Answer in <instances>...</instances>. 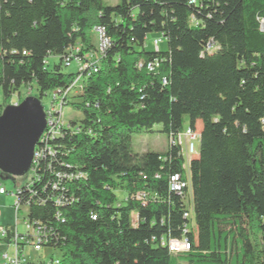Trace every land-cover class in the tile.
Segmentation results:
<instances>
[{
  "label": "trees",
  "instance_id": "1",
  "mask_svg": "<svg viewBox=\"0 0 264 264\" xmlns=\"http://www.w3.org/2000/svg\"><path fill=\"white\" fill-rule=\"evenodd\" d=\"M96 26L110 40L97 71H66L65 50L79 45L85 61ZM149 33L166 50H147ZM77 73L82 90L67 105L78 116L20 192L57 264H264V0H0L1 110L23 87L41 100ZM185 119L199 132L194 227L189 250L172 254L151 237L183 235L184 205L167 183L184 176L170 138ZM154 125L164 151L134 152L132 134Z\"/></svg>",
  "mask_w": 264,
  "mask_h": 264
},
{
  "label": "built area",
  "instance_id": "2",
  "mask_svg": "<svg viewBox=\"0 0 264 264\" xmlns=\"http://www.w3.org/2000/svg\"><path fill=\"white\" fill-rule=\"evenodd\" d=\"M93 31L96 36L95 50L93 52L86 51L84 52V60L77 56V53L80 50L79 45L68 47L63 55V63L66 67L76 66L80 71L91 69L93 72H96L98 67L99 60L110 45V40L105 36L103 27L96 26L93 28ZM161 43V38H154L152 41L153 49L158 50L159 44ZM215 49V45L212 41L207 42L204 51L211 52ZM140 67L141 64L139 63ZM147 69L152 70L151 63L147 64ZM82 74L77 73L74 78L71 79L68 85L65 88L57 89L51 91L49 107L47 109L43 108L45 113V128L40 135L38 143L34 147L32 162L28 173H30L29 181L24 185L27 190L30 183L37 177V167L39 166L40 159L45 157V155H51L52 147L50 141L54 138L61 135V130L63 127L69 126V119L71 117H66L63 113V109L67 108L72 112H75L71 106L67 105L68 97L76 93L81 92L82 90ZM24 95L35 96L33 94V89L31 87L24 89ZM17 96V104L22 98L20 94H14ZM42 100V99H41ZM40 100V101H41ZM0 109V113H1ZM77 113V112H76ZM185 143V150H182V143ZM199 142V132L198 130H193L189 126L181 133H179L175 139L170 138V142L176 143L181 148V154L183 157L182 169L184 171V176L179 173L171 174L168 177V189L175 193L184 205L183 218L186 220V223L183 226V235L180 238L170 237L166 235H161L159 237H151V242L155 245L165 247L168 252L172 254L184 253L187 252L190 248L189 241L186 237V234L191 228L194 227L193 221V210H192V196L188 179V163L189 161L198 155V150L196 148V142ZM187 166V170L185 169ZM57 177H68L66 174H57ZM76 177H83V174L78 173ZM53 187L56 188V184H53ZM21 187H18L14 192H8L4 185L0 181V195L10 194L14 197V224L13 225H3L0 226V242L6 247L11 248V253L7 251L0 253V264H57L59 262V255L55 256L54 251L51 249L45 248L46 242V229L45 226L39 221H31L28 218V203H20V192ZM133 196V195H132ZM133 198L138 201L141 205L147 203V194L144 192L136 193ZM62 201L59 197L54 198L55 205H61ZM21 215V219L19 216ZM135 218L133 219V223ZM19 223H23V231L18 229ZM10 235L8 242L3 240ZM29 247L35 253H41L43 250L48 249L52 253L48 259L29 262L26 258L25 248ZM56 252V251H55Z\"/></svg>",
  "mask_w": 264,
  "mask_h": 264
},
{
  "label": "water",
  "instance_id": "3",
  "mask_svg": "<svg viewBox=\"0 0 264 264\" xmlns=\"http://www.w3.org/2000/svg\"><path fill=\"white\" fill-rule=\"evenodd\" d=\"M45 113L36 96L6 105L0 113V172L20 177L28 172L35 145L45 128Z\"/></svg>",
  "mask_w": 264,
  "mask_h": 264
},
{
  "label": "rangeland",
  "instance_id": "4",
  "mask_svg": "<svg viewBox=\"0 0 264 264\" xmlns=\"http://www.w3.org/2000/svg\"><path fill=\"white\" fill-rule=\"evenodd\" d=\"M104 5H115L119 2V0H101ZM160 34L158 33H149L145 39V47L147 50H152L153 44L152 41L154 38H160ZM93 41H96V36L93 34ZM166 40L165 38L161 37V43L159 44V50L164 51L166 50ZM49 61H53V58H49ZM65 70V69H64ZM74 66L66 69V71H74ZM24 87L20 89V97L23 99L25 98L24 95ZM17 96L13 95L10 98L9 103H15L17 101ZM50 95H46L42 100L41 104L44 109H47L50 105ZM2 103V94L0 91V104ZM63 113L66 117L75 118L78 116V113L72 112L71 110L64 108ZM199 127V124L197 125ZM188 127V121L185 119L183 123V131ZM131 144L132 150L136 153H142L145 151H156L161 152L164 151L166 148V134L161 132L160 125H154L151 130H141L139 132L133 133L131 136ZM182 150H185V143L183 140L182 143ZM199 142H196V148L198 150ZM185 169L187 170V166L185 165ZM30 179V173H25L20 177H7L4 176L0 172V181L2 185L6 188L8 192H14L18 187L24 186ZM117 194V199H120L121 194L119 192ZM14 197L10 194L0 195V226L3 225H13L14 224ZM21 219V215L19 216ZM23 223H19L18 229L23 231L24 226ZM7 251L11 253V248L8 249L5 245L0 246V253ZM26 258L29 262H36L48 259L50 254L52 253L50 250L45 249L41 253H35L32 251L31 248L26 247ZM55 256H58V252H54Z\"/></svg>",
  "mask_w": 264,
  "mask_h": 264
},
{
  "label": "crops",
  "instance_id": "5",
  "mask_svg": "<svg viewBox=\"0 0 264 264\" xmlns=\"http://www.w3.org/2000/svg\"><path fill=\"white\" fill-rule=\"evenodd\" d=\"M0 246H3V244H1V242H0Z\"/></svg>",
  "mask_w": 264,
  "mask_h": 264
}]
</instances>
